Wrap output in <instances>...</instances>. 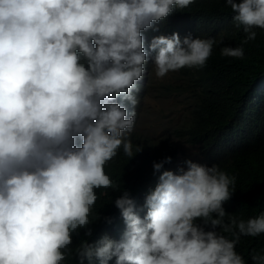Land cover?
<instances>
[{
    "label": "clouds",
    "instance_id": "1",
    "mask_svg": "<svg viewBox=\"0 0 264 264\" xmlns=\"http://www.w3.org/2000/svg\"><path fill=\"white\" fill-rule=\"evenodd\" d=\"M204 1L0 0V264H64L73 236L92 235L97 192L116 188L118 151H142L130 137L152 64L158 78L191 68L202 94L216 57L243 59L264 36V0H226L221 18L202 21ZM232 28L245 33L238 46L227 41ZM201 155L205 165L177 160L163 171L140 215L123 191L112 228L119 235L124 220L123 235L83 240L78 264H246L236 245L264 234V213L227 214L236 178Z\"/></svg>",
    "mask_w": 264,
    "mask_h": 264
},
{
    "label": "trees",
    "instance_id": "2",
    "mask_svg": "<svg viewBox=\"0 0 264 264\" xmlns=\"http://www.w3.org/2000/svg\"><path fill=\"white\" fill-rule=\"evenodd\" d=\"M225 2L205 0L196 16L202 21L221 18L227 8ZM231 30L228 43L240 45L245 37L243 29ZM244 48L243 59L215 58L222 64L205 74L202 94L196 92L191 96L189 119L174 134L197 146L211 164H218L222 170L235 176V191L223 207L230 216L247 220L264 213V77L263 81H258L264 75V36L257 34L256 39L249 41ZM130 139L134 146L141 145L142 151L130 159L122 148L118 151L115 164L109 170L116 188L103 194L97 192L98 200L90 217L93 222L88 226L92 235L86 236L87 229H81L78 235L73 236V243L69 246L71 255L64 264H78L75 251L83 240L95 243L105 235L114 240L121 238L126 230L124 220L119 235H114L112 228L119 223L118 216L122 218L115 200L123 191L129 192L140 215L142 202L155 189L162 172L180 168L176 147L157 148V151L155 146L137 141L134 136ZM167 157H171V161L156 171L154 163L165 161ZM228 220L226 216L225 222ZM197 223L206 231L212 230L211 225H204L202 220ZM215 231L220 232L219 227ZM221 234L232 239L229 232ZM236 251L246 264H253L254 254H264V234L241 236ZM85 264H88L87 260ZM93 264L98 262L94 259ZM109 264H115V258Z\"/></svg>",
    "mask_w": 264,
    "mask_h": 264
},
{
    "label": "rangeland",
    "instance_id": "3",
    "mask_svg": "<svg viewBox=\"0 0 264 264\" xmlns=\"http://www.w3.org/2000/svg\"><path fill=\"white\" fill-rule=\"evenodd\" d=\"M192 78L193 71L187 67L158 78L152 64L147 72L146 89L133 128L137 141L160 150L176 147V160L184 167L187 160L205 165L199 148L174 134L189 119L191 96L194 94Z\"/></svg>",
    "mask_w": 264,
    "mask_h": 264
}]
</instances>
